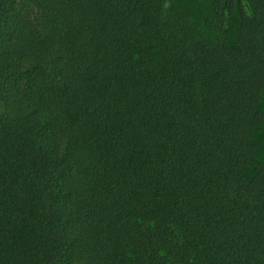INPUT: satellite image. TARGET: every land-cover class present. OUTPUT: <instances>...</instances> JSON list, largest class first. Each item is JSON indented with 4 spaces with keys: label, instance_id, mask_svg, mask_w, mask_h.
<instances>
[{
    "label": "trees",
    "instance_id": "1",
    "mask_svg": "<svg viewBox=\"0 0 264 264\" xmlns=\"http://www.w3.org/2000/svg\"><path fill=\"white\" fill-rule=\"evenodd\" d=\"M0 0V264H264V0Z\"/></svg>",
    "mask_w": 264,
    "mask_h": 264
},
{
    "label": "rangeland",
    "instance_id": "2",
    "mask_svg": "<svg viewBox=\"0 0 264 264\" xmlns=\"http://www.w3.org/2000/svg\"><path fill=\"white\" fill-rule=\"evenodd\" d=\"M213 1L214 0H184V3L192 5L193 7L191 18L203 19V17H206L212 10ZM260 107L264 109V96L260 102ZM2 109V103L0 102V112ZM256 140L263 144L262 153L259 159L264 163V124L261 125L260 131L256 135Z\"/></svg>",
    "mask_w": 264,
    "mask_h": 264
}]
</instances>
